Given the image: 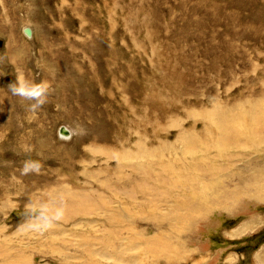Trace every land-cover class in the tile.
Masks as SVG:
<instances>
[{"label": "rangeland", "instance_id": "374dc122", "mask_svg": "<svg viewBox=\"0 0 264 264\" xmlns=\"http://www.w3.org/2000/svg\"><path fill=\"white\" fill-rule=\"evenodd\" d=\"M0 264H264V0H0Z\"/></svg>", "mask_w": 264, "mask_h": 264}, {"label": "clouds", "instance_id": "9594fccd", "mask_svg": "<svg viewBox=\"0 0 264 264\" xmlns=\"http://www.w3.org/2000/svg\"><path fill=\"white\" fill-rule=\"evenodd\" d=\"M13 96L19 97L22 102L27 101V108L36 112L49 102L48 97L55 91L51 82L47 79L35 81L23 74L16 75L14 82L8 85ZM76 134H85L82 126H76ZM26 153L31 148L24 149ZM43 163L39 159L28 158L23 161L20 169L22 175L39 174ZM67 196L60 190L50 191L44 197L30 198L24 205L23 223L21 229L27 234L42 235L54 230L67 216Z\"/></svg>", "mask_w": 264, "mask_h": 264}, {"label": "bare ground", "instance_id": "6f19581e", "mask_svg": "<svg viewBox=\"0 0 264 264\" xmlns=\"http://www.w3.org/2000/svg\"><path fill=\"white\" fill-rule=\"evenodd\" d=\"M251 118H252L251 120H255L253 116H251ZM221 120H222V119H220V120L218 119L217 121H215L216 123H214V124H215V125H218V124H219V125H221L220 127H222L223 125L220 124V123H221ZM193 165H194V162H193ZM175 171H177V170H175ZM177 173H178V172H177ZM190 191H191V190H190ZM192 191H193V190H192ZM195 191H196V190H195ZM195 191H194V192H195ZM188 194H189V193H188ZM193 196H194V195H193ZM73 199H74V198H73ZM75 199H76V198H75ZM72 202H73V201H71V203H72ZM183 204H184V203H183ZM71 206L73 207V206H75V205L71 204ZM71 210H72V208H71Z\"/></svg>", "mask_w": 264, "mask_h": 264}, {"label": "water", "instance_id": "95a60500", "mask_svg": "<svg viewBox=\"0 0 264 264\" xmlns=\"http://www.w3.org/2000/svg\"><path fill=\"white\" fill-rule=\"evenodd\" d=\"M63 133V132H62ZM64 134V133H63Z\"/></svg>", "mask_w": 264, "mask_h": 264}]
</instances>
